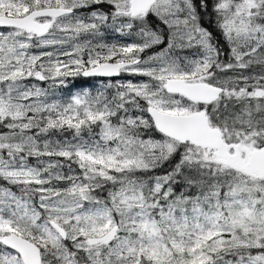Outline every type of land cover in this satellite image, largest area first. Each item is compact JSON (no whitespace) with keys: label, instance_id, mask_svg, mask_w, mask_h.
<instances>
[{"label":"snow or ice","instance_id":"snow-or-ice-1","mask_svg":"<svg viewBox=\"0 0 264 264\" xmlns=\"http://www.w3.org/2000/svg\"><path fill=\"white\" fill-rule=\"evenodd\" d=\"M0 264H264V0H0Z\"/></svg>","mask_w":264,"mask_h":264},{"label":"trees","instance_id":"trees-1","mask_svg":"<svg viewBox=\"0 0 264 264\" xmlns=\"http://www.w3.org/2000/svg\"><path fill=\"white\" fill-rule=\"evenodd\" d=\"M98 81V79H87L86 81L83 78H77L76 80L72 81L69 84V88L74 92L76 91H80L81 90V86L84 88H91L96 82ZM67 91V89L65 90Z\"/></svg>","mask_w":264,"mask_h":264},{"label":"rangeland","instance_id":"rangeland-1","mask_svg":"<svg viewBox=\"0 0 264 264\" xmlns=\"http://www.w3.org/2000/svg\"><path fill=\"white\" fill-rule=\"evenodd\" d=\"M81 78H83V77H81ZM84 79V78H83ZM131 79H137V78H131ZM75 92V91H74Z\"/></svg>","mask_w":264,"mask_h":264},{"label":"flooded vegetation","instance_id":"flooded-vegetation-1","mask_svg":"<svg viewBox=\"0 0 264 264\" xmlns=\"http://www.w3.org/2000/svg\"><path fill=\"white\" fill-rule=\"evenodd\" d=\"M87 79H89V78H84L85 81H86Z\"/></svg>","mask_w":264,"mask_h":264}]
</instances>
